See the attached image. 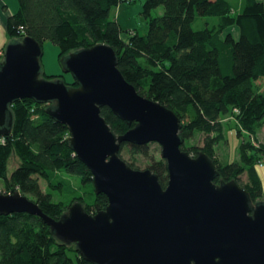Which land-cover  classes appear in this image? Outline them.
<instances>
[{"label": "trees", "instance_id": "1", "mask_svg": "<svg viewBox=\"0 0 264 264\" xmlns=\"http://www.w3.org/2000/svg\"><path fill=\"white\" fill-rule=\"evenodd\" d=\"M122 2L132 1L17 0L18 9L6 17L4 26L13 41L30 37L41 47L50 42L59 50L58 60L97 44L111 47L126 82L140 96L177 116L181 150L191 157L205 154L218 172L216 185L234 181L253 204L262 202L257 169L264 164V140L258 138L264 127V0H242L239 9L237 0H143L147 31L127 32L125 39L119 24L110 19L111 10ZM158 7L162 15L150 17ZM197 17L214 20L194 30ZM41 76L67 84L59 75ZM51 105L23 99L10 106V132L0 136V193H19L54 220L74 203L94 215L106 207L107 198L94 192L90 171L69 146L67 127L48 114ZM100 115L116 135L135 125L121 121L107 107L100 109ZM226 123L234 124L240 139L232 162L221 160L217 153V146L226 142ZM148 145L124 144L119 156L126 150L131 162H125L136 170L135 156L149 158L153 162L146 169L157 175L164 188L166 164L161 156H149ZM11 155L19 163L9 172ZM69 176L77 177V183ZM39 180L60 194L86 188L84 194L92 202L85 204L83 194L73 196L68 207L53 202L51 193L40 189ZM0 264L91 263L80 256L75 244L57 239L38 216L14 213L0 215Z\"/></svg>", "mask_w": 264, "mask_h": 264}, {"label": "water", "instance_id": "2", "mask_svg": "<svg viewBox=\"0 0 264 264\" xmlns=\"http://www.w3.org/2000/svg\"><path fill=\"white\" fill-rule=\"evenodd\" d=\"M41 54L30 37L5 47L0 136L10 132L15 102L51 103L49 116L67 127L69 146L107 205L91 215L74 203L54 220L19 193H0V215L38 216L91 264H264V202L253 204L234 181L216 185L213 162L181 150L177 116L126 82L111 47L97 44L61 59L76 86L41 78ZM103 107L134 127L114 134L100 115ZM150 143L159 145L166 164L164 188L151 170L132 169L119 156L124 144Z\"/></svg>", "mask_w": 264, "mask_h": 264}, {"label": "rangeland", "instance_id": "3", "mask_svg": "<svg viewBox=\"0 0 264 264\" xmlns=\"http://www.w3.org/2000/svg\"><path fill=\"white\" fill-rule=\"evenodd\" d=\"M131 1L132 2L130 3L128 2L119 3L118 6L114 7L110 12V19L115 20L119 24V27L122 30L121 36L124 39L127 37V32L135 30L140 35H143L147 31V22H148L149 17H145L142 14L143 0H131ZM230 1L233 2V0H230ZM17 7H18V3H17ZM4 10H5L4 7L0 8L1 13L2 11L4 13ZM162 13H163L162 7H158L151 11L150 17L160 16L162 15ZM213 20H214L213 18H208V17L206 18L197 17L192 27L194 30H200L205 27L206 23L210 24ZM227 30L231 31L233 30V28L227 29ZM236 36H237V33H235V37ZM12 41L13 40L10 39V37L7 35L4 23H2V20L0 18V50L5 48ZM41 49H42V54L40 58V63H41L40 76L41 74H43V77L59 75V76H62L63 80L67 84H69V86H73L74 80L71 74L63 73L61 59L58 60V53H59L58 48L54 46L53 44H51L50 42L46 41V42H43ZM224 134H225L226 142L224 144H219L217 146V153L224 156L221 158L224 161L232 162L237 157V149L240 143V139L236 135L235 126L233 123H226L224 125ZM196 143L198 145H201L202 136L196 139ZM148 154L149 156H153L155 159H159L160 158L159 145L156 143H150L148 145ZM121 157L124 161L128 163L131 162V157L126 152V150H122ZM133 159H134L135 166L139 170L146 169L147 165L153 162V161H150L149 158H145L142 156H135ZM18 163L19 161L16 158V156L11 155L8 160L9 172H11L18 165ZM258 171H260V168H258ZM69 177H71V180L73 181L74 184L77 183L76 182L77 177L75 176H69ZM39 185H40V189L43 192L51 193V199L53 202H62L63 204L67 205V207L70 205V200L73 198V196H76L78 194H81V195L83 194L85 204H91L92 202L91 196L90 195L87 196L84 194L87 191L86 188H82L80 189V191H77L71 194H64V193L60 194L58 191H49L48 188L46 187V184L42 180H39ZM1 187L2 186L0 185V189ZM262 200H263L262 202H264V189H263V199ZM72 205L73 204H71L70 206Z\"/></svg>", "mask_w": 264, "mask_h": 264}, {"label": "crops", "instance_id": "4", "mask_svg": "<svg viewBox=\"0 0 264 264\" xmlns=\"http://www.w3.org/2000/svg\"><path fill=\"white\" fill-rule=\"evenodd\" d=\"M258 1H262V0H258ZM241 2H242V0H237V2H235L237 9L240 8ZM1 7H4V9H5L4 13H3V11H2V13L0 11V18L2 20V23H4L6 17L11 16L12 14H14L17 11V9H18L17 0H0V8ZM0 54H1V50H0ZM258 138L260 141L264 140V127L259 131ZM218 155H219L220 159L222 157H224L223 155H220V154H218ZM221 160H223V159H221ZM263 167H264L263 165L258 167V168H260V171H258V169H257L258 176H259L261 183H262V189H264V181H263L264 180V168Z\"/></svg>", "mask_w": 264, "mask_h": 264}]
</instances>
